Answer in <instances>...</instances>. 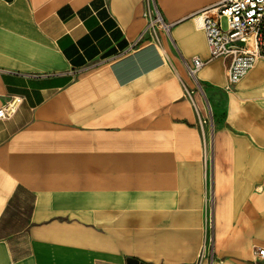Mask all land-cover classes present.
<instances>
[{
    "label": "crops",
    "instance_id": "1",
    "mask_svg": "<svg viewBox=\"0 0 264 264\" xmlns=\"http://www.w3.org/2000/svg\"><path fill=\"white\" fill-rule=\"evenodd\" d=\"M219 1L156 0L170 34L134 48L143 0H0V264H254L264 62L225 92Z\"/></svg>",
    "mask_w": 264,
    "mask_h": 264
},
{
    "label": "built area",
    "instance_id": "2",
    "mask_svg": "<svg viewBox=\"0 0 264 264\" xmlns=\"http://www.w3.org/2000/svg\"><path fill=\"white\" fill-rule=\"evenodd\" d=\"M143 6L146 27L133 44L134 48L144 44L160 45L161 33L170 34L171 27L165 22L156 0H143ZM199 15L211 60L223 59L229 62L223 89L230 93L259 62H264V0H221L203 9ZM224 19L228 23L227 29L222 27ZM207 63L195 58L191 64H186L189 77L198 82L197 76ZM186 96L196 108L187 90ZM22 102L20 97H9L0 107V121L11 119ZM212 224V210L209 206L206 220L209 244L212 241L210 239ZM253 262L264 264V247L254 249Z\"/></svg>",
    "mask_w": 264,
    "mask_h": 264
},
{
    "label": "rangeland",
    "instance_id": "3",
    "mask_svg": "<svg viewBox=\"0 0 264 264\" xmlns=\"http://www.w3.org/2000/svg\"><path fill=\"white\" fill-rule=\"evenodd\" d=\"M192 2H194V1H196V0H191ZM191 3V2H190ZM222 27H223V29H227L228 28V23H227V20L226 19H224V20H222ZM194 81V80H193ZM194 85H195V90H196V92L200 95V96H202V94H203V87L198 83V82H196V81H194ZM209 243V242H208ZM209 245V244H208ZM209 248V247H208ZM210 249V248H209Z\"/></svg>",
    "mask_w": 264,
    "mask_h": 264
}]
</instances>
